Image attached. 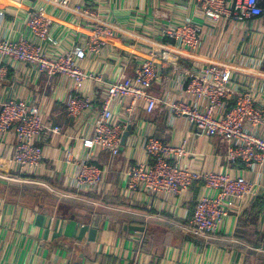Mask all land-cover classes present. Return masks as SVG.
Returning <instances> with one entry per match:
<instances>
[{
	"label": "crops",
	"instance_id": "crops-1",
	"mask_svg": "<svg viewBox=\"0 0 264 264\" xmlns=\"http://www.w3.org/2000/svg\"><path fill=\"white\" fill-rule=\"evenodd\" d=\"M235 2L221 0L220 19L209 21L202 3L197 0H73L72 8L77 5L83 9L95 8L98 17L114 29L112 36L103 37L106 45L102 54L90 56L81 64L85 72L96 73L103 79L101 84L87 80L82 94L90 97L99 111L107 87L104 81L132 76L136 65L134 57L145 58L152 45L147 40L170 43L171 39L163 36L161 30L170 23L187 20L199 29L201 41L196 50H189V57H186L189 59L180 58V69L188 68L194 61L206 64L234 59L235 78L246 77L251 83L257 81L263 89L264 80L254 76L256 70L264 71V14L244 19L240 24L232 16ZM43 6L46 5L38 0H0V38L31 39L27 26L29 13L35 7ZM47 10L53 21L50 32L57 43L48 49L51 55L65 53L94 35L92 24L78 13L52 5H48ZM179 74L171 70L163 72V77H172L177 83ZM72 87V81L64 76L49 78L21 64L10 67L0 85V103L10 96L31 103L35 101L44 121L69 129L71 134L44 135L41 142L44 156L31 174L38 182L48 179L65 187L68 174L76 171L66 163L67 152H72L76 159L85 156L79 135L70 131L74 122L67 116L66 102L73 93ZM153 93L159 99L165 95L158 85L154 86ZM115 111L122 136L130 125L133 129L118 157L113 159L110 153L103 152L93 158L99 167L107 168V182L113 187L111 192L99 197L111 203L123 199L143 210L133 211L84 198L76 199L85 202L76 205L79 202H66L58 195L72 199L77 196L54 188L53 192L58 195H52L57 201V208L53 210L15 205L0 195V264H85L98 256L115 258L117 264H258L259 255L256 253L255 257L248 258L245 250L256 252L264 248L256 242L249 245L239 236H242L241 231L250 233L252 230L264 235V214L257 217L254 226L240 221L244 213L241 216L233 214L220 225L217 234L203 239L204 243L187 237L189 234L182 227L189 226L188 218L196 200L202 194H215L205 187V183L199 187L200 181H197L189 190L170 200L159 199L150 193L128 197L119 192L122 172L146 158L142 149L145 136L153 135L166 142L187 141L183 164L202 174L226 169L225 151L220 140L198 137L187 119L171 117L162 104L152 114L141 111L133 124L125 121L120 107L117 106ZM91 124L92 121L85 127L87 136ZM15 148L13 133L0 135V174L21 175L19 167L11 161ZM247 177L251 175L247 174ZM0 183L9 185L1 179ZM195 189H199L197 194ZM60 203L70 204L81 216L90 215V218H66ZM96 216H99L101 227L95 242H90L91 224ZM126 225L143 227L145 231H130L125 229ZM145 238L148 252H140ZM260 264H264L263 259Z\"/></svg>",
	"mask_w": 264,
	"mask_h": 264
},
{
	"label": "built area",
	"instance_id": "built-area-1",
	"mask_svg": "<svg viewBox=\"0 0 264 264\" xmlns=\"http://www.w3.org/2000/svg\"><path fill=\"white\" fill-rule=\"evenodd\" d=\"M38 1L46 6L35 7L29 13L27 26L31 39L0 38V85L9 68L17 64L31 67L49 78L64 76L72 81L73 93L66 102L67 116L74 122L70 131L79 135L85 156L76 159L72 152H67L66 163L76 171H69L65 188L96 196L111 192L113 187L107 182V168L99 167L93 158L103 152L110 153L113 159L120 155L122 129L115 108L120 107L125 121L133 124L141 111L152 114L162 104L171 117L187 119L198 137L220 140L226 169L199 173L183 164L187 141L166 142L147 135L142 140L146 158L122 172L121 195L150 193L170 200L197 181H203L215 194H202L188 218L189 226L182 227L189 235L202 239L217 234L220 225L233 214L241 216L257 199H264V88L260 89L259 82L251 83L246 77L235 78L234 59L206 64L194 61L188 68L180 69V58L189 59L186 58L189 50H196L201 41L199 29L191 20L170 23L161 30L163 36L171 39L170 43L147 40L152 45L145 58L134 57L136 65L132 76L104 81L107 87L98 111L94 101L82 94V87L87 80L101 84L103 79L96 73L85 72L81 64L90 56L102 54L106 45L103 37L112 36L113 27L98 17L95 8L83 9L78 5L72 8L73 0ZM263 1L236 0L232 10L234 20L243 24L244 19L261 17ZM197 2L202 3L209 21L220 19L221 0ZM48 5L78 13L92 24L94 35L65 53L51 55L48 49L57 43L50 32L53 21ZM171 70L180 73L177 83L172 77H163V72ZM255 73L256 79L264 80V71L258 69ZM155 85L165 93L162 99L153 93ZM91 121L87 136L85 127ZM8 133L14 134L16 142L11 161L21 172L20 176L0 174V179L11 186L35 183L24 175H31L40 166L45 134L71 135L69 129L44 121L35 101L31 103L12 96L0 103V135ZM237 163L242 164V168H235Z\"/></svg>",
	"mask_w": 264,
	"mask_h": 264
},
{
	"label": "trees",
	"instance_id": "trees-1",
	"mask_svg": "<svg viewBox=\"0 0 264 264\" xmlns=\"http://www.w3.org/2000/svg\"><path fill=\"white\" fill-rule=\"evenodd\" d=\"M235 168H242V164L237 163L235 164ZM24 178H28V179H33L35 181H38L35 179V177L31 176V175H24ZM43 181H45V184L50 185L52 188H54L55 190H59L65 194H69V195H73V196H77L80 198H84V199H91L93 201H97V202H102L108 205H113V206H119L121 208H126V209H130L133 211H142L143 209H141L140 207L134 206V205H130L128 202L124 201L123 199H118V201L111 203L108 202L106 200H102L101 197L96 196L94 194H89V193H82V192H78L75 190H70L68 188H65L62 185H58L56 183H54L53 181H50L48 179H41ZM40 181V182H43ZM204 182L200 181L198 182L199 187L203 186ZM199 191V189H195V194H197ZM0 195L3 196L7 201L11 202L12 204L15 205H21V206H25L28 208H33V207H38V209H44V210H53L55 208H57L55 206L56 204V199L52 197V195H49L47 193V191L42 190V189H33V188H27V187H15V186H11V185H5V184H1L0 183ZM61 205L64 203H60ZM63 209H65L64 211V215L66 218H70V219H76V218H81L82 220H87L88 218H90V215H83L81 216L78 211H75L76 207L71 206L70 204L66 206L62 205ZM195 208V206H194ZM193 208V211H194ZM36 210V209H35ZM192 211V212H193ZM90 213V212H89ZM91 214V213H90ZM261 214H264V199L260 198L257 199V201L252 204L251 206L248 207V209L244 212V214L241 216L240 221H244L245 224H248L250 226H254V221L257 219V217ZM189 225V223H187ZM242 236L239 238H241L242 240H244L247 244H253L254 242H256V244L260 247L264 248V235H260L258 233H256L255 231L253 232V230L249 233V231H241ZM239 235V234H238ZM238 235L236 236L238 238ZM187 237H190L191 239L198 241V242H202L203 239L197 236H193V235H189ZM251 239V240H250ZM204 243V242H202ZM247 253L248 258H250V256H256V252L254 251H250L249 249L245 250ZM140 252H148L147 247H146V238L144 239V241L141 244L140 247ZM117 264V260L115 258L112 257H105V256H98L96 258V260L93 261H89L85 264ZM261 263V259L258 258V264Z\"/></svg>",
	"mask_w": 264,
	"mask_h": 264
},
{
	"label": "water",
	"instance_id": "water-1",
	"mask_svg": "<svg viewBox=\"0 0 264 264\" xmlns=\"http://www.w3.org/2000/svg\"><path fill=\"white\" fill-rule=\"evenodd\" d=\"M133 127L130 125L127 130L125 131V133L122 136V142H121V149H123L126 145V142L129 138L130 132L132 131ZM99 216L97 217H93V223L91 224V230H90V236H89V241L90 242H95L96 237H97V233L101 227L100 221H99ZM125 229H129L130 231H140V232H144L145 228L143 227H138V226H125Z\"/></svg>",
	"mask_w": 264,
	"mask_h": 264
},
{
	"label": "rangeland",
	"instance_id": "rangeland-1",
	"mask_svg": "<svg viewBox=\"0 0 264 264\" xmlns=\"http://www.w3.org/2000/svg\"><path fill=\"white\" fill-rule=\"evenodd\" d=\"M15 186V185H14ZM15 187H27V188H33V189H42V190H45V191H47V193L49 194V195H54V194H56V195H58L57 193H54L53 191H51V187H50V185H48V186H45L43 183H40V182H37V181H35V183H30L29 182V184H26V185H22V186H15ZM53 190V189H52ZM59 197H60V199H62L63 201H69V200H73V201H77V202H79V204H76V205H80L81 203H85L84 201H81V200H76V199H78V198H80V197H77V198H75V199H72V198H63V197H61L60 195H58ZM70 203V202H69ZM255 252V251H254ZM256 253H257V255H259V257L261 258V259H263L264 260V250H258V251H256Z\"/></svg>",
	"mask_w": 264,
	"mask_h": 264
}]
</instances>
